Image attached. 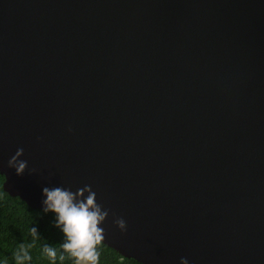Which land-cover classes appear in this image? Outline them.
I'll return each instance as SVG.
<instances>
[{"label": "water", "instance_id": "obj_1", "mask_svg": "<svg viewBox=\"0 0 264 264\" xmlns=\"http://www.w3.org/2000/svg\"><path fill=\"white\" fill-rule=\"evenodd\" d=\"M0 173L141 264H264V0H0Z\"/></svg>", "mask_w": 264, "mask_h": 264}, {"label": "clouds", "instance_id": "obj_2", "mask_svg": "<svg viewBox=\"0 0 264 264\" xmlns=\"http://www.w3.org/2000/svg\"><path fill=\"white\" fill-rule=\"evenodd\" d=\"M23 149H17L16 154L8 161V167L14 168L17 175H23L28 167L27 161L20 160ZM33 169L32 171H34ZM87 193V195H85ZM43 211L55 214V226L64 234L65 241L60 245L59 259H65V253L75 264H99L100 252L98 245L104 240V230L100 227L109 215V211L96 202V193L91 186L85 185L76 192L64 187H44L42 189ZM115 225L126 231L123 218L114 220ZM30 234L33 242L21 243L13 253L15 264H30L34 247L38 237L36 227H31ZM42 252L51 261L57 259V249L48 244L42 245ZM180 264H188L186 258H181Z\"/></svg>", "mask_w": 264, "mask_h": 264}, {"label": "trees", "instance_id": "obj_3", "mask_svg": "<svg viewBox=\"0 0 264 264\" xmlns=\"http://www.w3.org/2000/svg\"><path fill=\"white\" fill-rule=\"evenodd\" d=\"M4 176L0 173V264H15L13 253L21 243L33 242L30 234L31 227L38 230V239L30 250V264H75L74 260L65 253L61 261L60 245L65 241L60 228L55 226V214L45 213L43 209L30 207L18 196H11L3 188ZM48 244L57 249V259L51 261L42 252V245ZM99 264H141L138 261L119 255L114 249L101 243Z\"/></svg>", "mask_w": 264, "mask_h": 264}]
</instances>
